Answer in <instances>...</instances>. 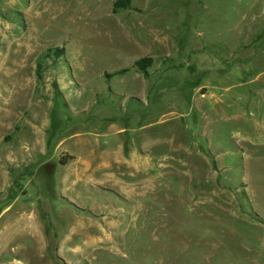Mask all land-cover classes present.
<instances>
[{"label": "rangeland", "instance_id": "1", "mask_svg": "<svg viewBox=\"0 0 264 264\" xmlns=\"http://www.w3.org/2000/svg\"><path fill=\"white\" fill-rule=\"evenodd\" d=\"M115 2L0 0V264H264V0Z\"/></svg>", "mask_w": 264, "mask_h": 264}, {"label": "trees", "instance_id": "2", "mask_svg": "<svg viewBox=\"0 0 264 264\" xmlns=\"http://www.w3.org/2000/svg\"><path fill=\"white\" fill-rule=\"evenodd\" d=\"M132 0H116L112 13L117 15L120 12L129 10ZM151 67V60H140L134 64V69L140 72L145 78L148 77L147 70Z\"/></svg>", "mask_w": 264, "mask_h": 264}, {"label": "bare ground", "instance_id": "3", "mask_svg": "<svg viewBox=\"0 0 264 264\" xmlns=\"http://www.w3.org/2000/svg\"><path fill=\"white\" fill-rule=\"evenodd\" d=\"M1 245L4 246V250H6V249H8L9 243H8V241L4 240V241H2Z\"/></svg>", "mask_w": 264, "mask_h": 264}]
</instances>
